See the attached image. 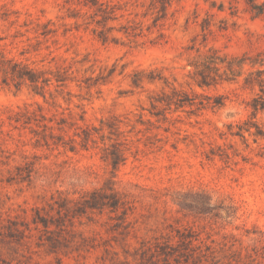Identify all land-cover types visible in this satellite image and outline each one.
Masks as SVG:
<instances>
[{
	"label": "rangeland",
	"instance_id": "374dc122",
	"mask_svg": "<svg viewBox=\"0 0 264 264\" xmlns=\"http://www.w3.org/2000/svg\"><path fill=\"white\" fill-rule=\"evenodd\" d=\"M101 1L112 7L108 20L84 0H0V53L69 78L44 96L0 83V264H164L150 256L154 245L186 252L187 238L198 253L213 252L188 264H264V136L230 133L237 124L264 132V113L253 114L242 77L201 89L188 66L197 50H264V13L255 14L264 0ZM137 69H158L168 85L134 88ZM172 87L211 104L221 96L224 105L151 116L149 96ZM24 107L66 141L78 127L117 118L125 163L114 170L100 143L73 152L45 146L41 127L32 122L36 134L15 124ZM17 168L30 180L15 179ZM105 184L130 206L126 218L103 210L59 227L32 222L52 196L77 199Z\"/></svg>",
	"mask_w": 264,
	"mask_h": 264
},
{
	"label": "trees",
	"instance_id": "16d2710c",
	"mask_svg": "<svg viewBox=\"0 0 264 264\" xmlns=\"http://www.w3.org/2000/svg\"><path fill=\"white\" fill-rule=\"evenodd\" d=\"M85 6H91L96 8L99 13L103 14V18L108 20L110 17L105 9H112L108 4L101 0H84ZM264 12H255L256 15H262ZM51 32L47 30L43 34ZM100 40L105 42L106 36H99ZM188 66L191 67L189 77L193 84L201 89L216 86L222 82H237L238 78L242 77V87L249 89L253 93V97L250 102V107L253 114L264 113V50L257 51L254 54L248 52L243 53L240 56L229 57L220 51L215 49H208L205 52H199L195 58L189 62ZM112 73V72H110ZM131 85L134 88L143 89V84H155L162 81L165 85H168L167 81L160 75L158 69H137L134 70L131 75ZM66 71H57L53 73L49 70H42L39 68L31 67L30 65L13 58L5 57L0 53V83L5 86H14L20 88L21 86H27L35 94L44 96L45 90L53 83L56 86L62 87L68 80ZM88 84L86 88H90ZM212 97L192 93V95L185 91L172 87L171 90L165 91L161 89L158 92H153L149 96L150 109L149 114L151 116H163L167 110L174 108V110L190 108V112L203 109L205 107H222L223 98L218 96L214 98V102L211 104ZM166 117L164 116V119ZM44 115L37 116L36 112L30 110L28 107H24L16 113L14 122L16 125L26 128L27 126L32 132L37 133L30 126L32 122L36 126L42 128L41 139L45 146L54 145L55 147H63L69 151H75L77 145L81 149L88 150L89 148H97L98 144H102L100 148L103 152L101 159L108 162L115 170L123 165L127 159L126 152V139H121L122 132H120V120L117 118L101 119L99 125H86L84 127H78V132L73 134V138L68 141L64 140L61 135L53 134V127L48 125ZM62 122H58V129L61 130ZM246 124V123H244ZM237 131H234L233 126H230V133L244 137V132L255 137L264 136L263 129L254 124L255 132H251V126L235 125ZM48 131V133H47ZM77 139V140H76ZM91 144V146H90ZM227 156V154H226ZM18 173L16 178L19 182H25L30 180V170L22 172L21 168H17ZM48 210L44 207L41 209L36 208L34 210L35 216L32 218V222L38 226L42 225L45 228L49 226L59 227L63 225L64 218H80L87 214V212L108 210L110 213L121 212L122 216L126 218L127 211L130 209L128 203L115 191L114 188L105 184L103 187L87 191L80 195L77 199H68L58 196L55 199L51 197V202L47 204ZM44 211V215L41 213ZM56 213V217L49 215V212ZM187 245L186 252H176L174 248L167 247V245H154V250L150 252L152 258H159L164 261V264H170L172 259L175 264H181L180 258L188 264L189 262H195L196 260L206 261L208 254L213 255L210 248L206 246L207 253L202 254L197 252L198 246L193 245L191 240L182 241ZM154 251V252H153ZM197 263V262H196Z\"/></svg>",
	"mask_w": 264,
	"mask_h": 264
}]
</instances>
